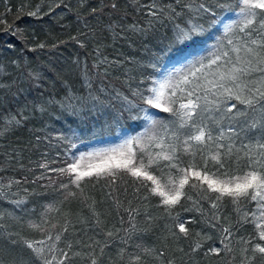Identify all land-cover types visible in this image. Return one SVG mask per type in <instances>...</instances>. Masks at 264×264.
<instances>
[{
	"label": "trees",
	"instance_id": "16d2710c",
	"mask_svg": "<svg viewBox=\"0 0 264 264\" xmlns=\"http://www.w3.org/2000/svg\"><path fill=\"white\" fill-rule=\"evenodd\" d=\"M113 2L118 4V9L111 8ZM139 3L147 4L150 0H139ZM159 3L173 4L178 11H182V15L171 22H155L148 34L142 35L131 31L130 26L149 28L148 21L152 18L143 9L137 11L134 0H0V19L6 21L0 23V113L24 110L27 116L21 126H12L0 135V225H3L0 227V259L5 264L13 259H31V251L22 240L44 241L45 246L55 243L57 249L65 250L67 242H71L74 252L86 253L89 249L84 248L83 244L77 245L76 241L87 243L91 242L90 238L104 241L107 239V231L115 232L116 229L129 227V217L125 211L129 207L139 212V215L133 213L136 216L134 223L139 229L146 227L148 216L154 218L153 228L133 237L123 262L119 250L125 245L120 243L118 237L115 238L111 247L105 250L101 264H128L130 257L135 254L143 257L141 264H158L152 255L137 249V244L145 248L167 250L163 242L164 225L168 222L166 214L158 206V198L144 199L145 190L139 188L138 191L131 177L118 175L115 185H110L108 178L101 177L99 183L86 185L81 195V190L74 185H69L67 190L61 189V182L68 184L67 176L48 170L64 166L69 145L58 139L60 136L71 137L76 144H81L114 135L122 129L132 134L144 131L143 111L138 113V120L128 119L126 106L122 108V101L113 98L117 92L128 96L142 108L147 107L138 97L132 96L133 91L148 94L147 90L153 87V82L167 69L189 59L178 69L171 70L168 78L175 84L182 79L181 75L176 74L178 70L188 74L199 67L197 62L201 59L207 65L216 53L221 38L226 44L228 39L237 43V38L244 36L239 25L225 36L224 28L218 24L223 16L239 11L238 0H181L180 5H176L175 0H159ZM200 3L210 6L215 15H198L196 9ZM221 3L227 6L221 8L218 6ZM37 5L40 7L38 16L26 15L36 10ZM184 5H189L192 10L189 11ZM21 8L23 12L19 11ZM92 8L103 10L91 14ZM190 20L203 25V34L194 42L170 47L174 24L184 27ZM110 24L116 25L114 29L108 27ZM8 25H12L11 30L3 31ZM17 29L20 32L13 35ZM41 44L43 48L39 47ZM156 54H159L158 60ZM232 55L235 58V53ZM223 63V60L218 61V64ZM150 64L156 66L150 67ZM216 70L217 66L212 65L211 68L205 67L197 72L200 84L210 87L208 81L213 79L212 72ZM29 73H38L39 79L29 78ZM196 77L189 75L192 83L182 84L181 87H193ZM86 80L91 88L87 86ZM165 91L166 95L170 92ZM89 93L98 96L99 102L92 101ZM60 101L76 105L79 108L78 114L70 115L61 107ZM41 105L44 111L40 110ZM174 107L179 108V102ZM157 112L156 119L163 121L168 131L165 133L160 124H150L149 135L155 133L171 137L172 132L179 128L178 117L159 109ZM223 126L227 129L226 121ZM3 128L0 124V130ZM186 131L189 130L180 129L181 140ZM229 135L232 134L226 132V136ZM254 139V136L248 139L234 138L232 143L234 149H239L242 144ZM223 143L227 144L228 140ZM180 148L183 151V145ZM151 150L160 151L155 147ZM42 164L48 167H40ZM16 180L20 183H12L9 188V182ZM68 191L75 192L76 196H67ZM109 191L112 192V198L107 196ZM189 194L202 207L211 211L209 202L202 198L197 189H190ZM117 199L123 207L117 208L114 203ZM14 200H23L24 203L17 207L12 203ZM183 203L187 207L192 206V201ZM255 209V201L237 206L225 197L221 202L220 214L227 219L222 223L224 226L233 225L238 228L233 241L234 252H222L221 256L211 259L201 254L195 259L200 264H241L243 245L239 240L241 237L249 239L254 232V225L240 226L237 221L242 218L243 211L252 212ZM176 212L184 219L195 217L197 221L201 220L199 213L185 212L180 206H177ZM66 219L69 221L67 225ZM30 223L39 227H30ZM65 226L67 232L62 231ZM191 227L194 231L203 229L214 234L212 229L202 223ZM58 232L61 233L59 242L55 241ZM9 233L15 235L9 237ZM49 235L52 240H48ZM124 235L123 231L119 233V236ZM10 239L20 242L13 246ZM36 246L41 245L37 243ZM182 246L187 249L188 243L184 242ZM171 254L169 251V256ZM71 264H87V260L73 256ZM176 264H180L179 254ZM256 264H261V261L257 259Z\"/></svg>",
	"mask_w": 264,
	"mask_h": 264
},
{
	"label": "snow or ice",
	"instance_id": "6c2138e0",
	"mask_svg": "<svg viewBox=\"0 0 264 264\" xmlns=\"http://www.w3.org/2000/svg\"><path fill=\"white\" fill-rule=\"evenodd\" d=\"M180 2L181 0H175L176 5H180ZM134 3L137 5V11L143 9L146 15L152 18L148 21L149 28L130 26L131 31L142 35H147L155 22L163 23L164 20L171 22L182 15V11H178L171 3L161 5L159 0H150L147 4H140L139 0H134ZM218 6L224 8L227 5L221 3ZM184 7L189 11L192 10L189 5ZM238 7L239 11L236 15L239 19L225 25L224 34L227 36L235 26L239 25V30L244 36L238 37L237 43H234L233 39H228L226 44L221 38L216 53L208 60L207 65L201 59L197 62L199 67L188 74L178 70L176 74L181 75L182 79L177 80L175 84L172 83L171 78L154 81L153 83L158 86L149 88L148 94L133 91L132 96L138 97L147 107L142 108L140 104L126 95L122 96L119 92L113 97L122 101V108L126 106L128 119L138 120L140 118L138 113L143 111V118L151 125H162L165 133L168 131L167 125H164L163 121H158L148 108L159 109L161 112L178 117L179 128L172 132L171 137H162L155 133L149 135V129L146 128L143 133L128 137L115 147L69 155L71 149L76 148L77 145L71 137L60 136L58 139L69 145L68 152L65 153L64 166L48 169L60 176H67L68 184L61 182V189L67 190L69 185H74L81 190V195L86 185L99 183L101 177L108 178L109 184L115 185L116 177L119 175L131 177L133 183L138 186V191L139 188H143L144 199L158 198V206L162 207L168 221L164 225L163 236L164 247L167 250L136 245V248L144 254L152 255L158 264H176L177 254L180 264H200L195 258L201 254L211 259L221 256L222 252L233 253V241L238 234V228L233 225L224 226L222 223L227 219L220 214L221 202L225 197L230 198L237 206L249 201L256 202V210L243 211L242 218L237 221L240 226L254 225V232L250 238L241 237L239 240L243 245L241 264H256L257 259L264 264V0H238ZM111 8L118 9V4L113 2ZM102 10V8H92L91 14ZM19 11L23 12V8ZM39 13L40 7L37 5L36 10L29 11L26 15L36 17ZM196 13L215 15L212 8L204 3L198 5ZM0 23L6 21L0 19ZM115 26V24L108 25L110 29H114ZM11 28L12 25H8L3 31L7 32ZM204 30L203 25L192 23L191 20L184 27L174 24L169 46L194 42ZM19 32L20 30L17 29L12 34L17 35ZM39 47L43 48L44 45L41 44ZM155 58L158 60L159 54H156ZM220 60L224 61L222 65L218 64ZM212 65H216L217 70L212 72L213 79L208 81L210 87L200 84V78L196 77V73L201 72L205 67L211 68ZM189 75L196 77L195 85L191 88L181 87L182 84L192 83ZM29 78L38 80L39 74L29 73ZM87 86L91 88L90 83H87ZM165 90L170 92L166 95ZM89 98L99 102V97L91 93ZM178 102L179 108L174 107ZM59 103L70 115L78 114L79 108L76 105L70 102L65 104L63 101ZM39 107L41 111L45 110L43 105ZM25 120L27 116L24 110L0 113V124L4 126L3 130H0V135L12 126H21ZM225 121L228 124L227 129L223 126ZM185 128L189 131L183 133L184 139L181 140L180 129ZM226 132L232 135L226 136ZM251 136L255 139L242 144L239 149H234L232 143L234 138L248 139ZM226 139L227 144L223 143ZM180 145H183V151ZM153 147L159 148L160 151L153 152L151 150ZM40 167L48 166L42 164ZM12 183L19 184L20 181H10L9 188ZM190 189H197L202 194V198L209 202L211 211L202 207L199 201L193 200L189 194ZM25 191L27 192V189ZM67 196L75 197L76 193L68 191ZM107 196L112 198V192L109 191ZM183 201H192V206H185ZM12 203L19 207L24 201L14 200ZM114 203L117 208L123 207L118 199ZM177 206L183 207L185 212L199 213L201 220L197 221L195 217L182 218L179 212H176ZM125 211L129 217V227L116 229L115 232L107 231L105 233L107 239L104 241L91 238V242L87 243L76 241L77 245L83 244L84 248L89 249L86 253L74 252L71 242H67V250H65L57 249L55 243L45 246L44 241L22 240L24 246L31 251V259H13L7 264H71L73 256L86 258L87 264H101L105 250L111 247L117 237L120 243L125 245L119 250L123 262L124 254L133 237L152 230L154 221L153 217L148 216L146 227L139 229L134 223L136 216L133 215V213L139 215L138 210L129 207ZM96 222L99 225V217ZM68 223L66 219L65 225ZM121 223H124L123 217ZM197 223L205 224L214 234L203 229L194 231L191 225ZM30 227L39 226L30 223ZM67 230L65 226L62 231L67 232ZM121 231L124 236H119ZM13 235L15 234L9 233V237ZM52 239L49 235L48 240ZM55 241H61V233H57ZM19 242L10 239V244L13 246ZM184 242L188 243L187 249L182 246ZM37 243L41 246L37 247ZM169 251L172 253L171 256ZM249 252L252 255H248ZM142 259L139 254L132 255L128 264H141ZM0 264H5V261L0 259Z\"/></svg>",
	"mask_w": 264,
	"mask_h": 264
},
{
	"label": "rangeland",
	"instance_id": "374dc122",
	"mask_svg": "<svg viewBox=\"0 0 264 264\" xmlns=\"http://www.w3.org/2000/svg\"><path fill=\"white\" fill-rule=\"evenodd\" d=\"M236 13L237 12H232V13H229V14L223 16L218 21V24H220V27L225 28V25H228V24L232 23L233 21H235L238 18ZM188 61H189V59H186L184 61H180L178 64H176L173 67L167 69L155 81L165 80L166 78H168L170 76V72H171L172 69H178L179 67H181L182 65H184ZM156 86H158V85H155V84L153 85V87H156ZM157 110L158 109L148 108V111L151 114H153L154 116H158L159 112H157ZM143 117H144V113H143ZM146 128L150 129V122L147 121V120H145L144 131H145ZM135 135H137V134H132L129 131H127L125 129H122V130H119L118 132H116L114 135H111V136H108V137H105V138H102V139L90 141V142H87V143L76 144L77 147L74 148L72 153L69 154V155H72V154L78 155L80 152H89V151H94V150H97V149H105V148L115 147L117 145H120L126 138L131 137V136H135Z\"/></svg>",
	"mask_w": 264,
	"mask_h": 264
}]
</instances>
